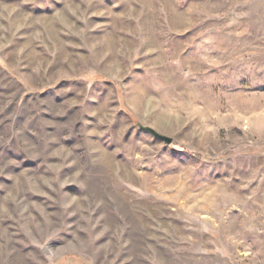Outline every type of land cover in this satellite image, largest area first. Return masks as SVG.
Masks as SVG:
<instances>
[{"label": "rangeland", "instance_id": "1", "mask_svg": "<svg viewBox=\"0 0 264 264\" xmlns=\"http://www.w3.org/2000/svg\"><path fill=\"white\" fill-rule=\"evenodd\" d=\"M0 264H264V0H0Z\"/></svg>", "mask_w": 264, "mask_h": 264}, {"label": "water", "instance_id": "2", "mask_svg": "<svg viewBox=\"0 0 264 264\" xmlns=\"http://www.w3.org/2000/svg\"><path fill=\"white\" fill-rule=\"evenodd\" d=\"M142 128H145L146 130H149L150 132H152L155 136H157L158 138L164 140L166 143H171L173 141V138L171 136H168L166 134H163L159 131H157L156 129H154L151 126H147V125H140Z\"/></svg>", "mask_w": 264, "mask_h": 264}]
</instances>
